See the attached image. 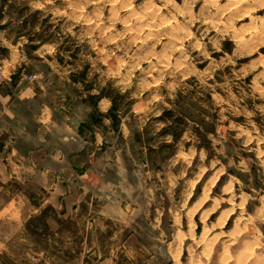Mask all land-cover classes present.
Masks as SVG:
<instances>
[{
  "label": "rangeland",
  "instance_id": "1",
  "mask_svg": "<svg viewBox=\"0 0 264 264\" xmlns=\"http://www.w3.org/2000/svg\"><path fill=\"white\" fill-rule=\"evenodd\" d=\"M0 44L108 102L167 242L173 225L162 264H264V0H0ZM91 230L47 209L8 228L0 264H92L115 228Z\"/></svg>",
  "mask_w": 264,
  "mask_h": 264
},
{
  "label": "crops",
  "instance_id": "2",
  "mask_svg": "<svg viewBox=\"0 0 264 264\" xmlns=\"http://www.w3.org/2000/svg\"><path fill=\"white\" fill-rule=\"evenodd\" d=\"M16 48L0 57V243L10 240L8 228L52 209L82 220L92 237L98 227L115 228L111 250L88 252L92 264H162L166 209L159 190L145 185L147 161L128 170L129 141L123 125L115 132L108 102L76 101L72 76L53 62L48 75L27 71Z\"/></svg>",
  "mask_w": 264,
  "mask_h": 264
},
{
  "label": "bare ground",
  "instance_id": "3",
  "mask_svg": "<svg viewBox=\"0 0 264 264\" xmlns=\"http://www.w3.org/2000/svg\"><path fill=\"white\" fill-rule=\"evenodd\" d=\"M243 1H244V0H243ZM241 3H242V2H241ZM243 4H244V3H243ZM148 36H149V35H148ZM144 40H146V39H144ZM144 40H143V41L140 40V44H141V45L144 44V43L146 42V41H144ZM247 41H248V40H247Z\"/></svg>",
  "mask_w": 264,
  "mask_h": 264
},
{
  "label": "built area",
  "instance_id": "4",
  "mask_svg": "<svg viewBox=\"0 0 264 264\" xmlns=\"http://www.w3.org/2000/svg\"><path fill=\"white\" fill-rule=\"evenodd\" d=\"M32 78H35V76H34V77H32Z\"/></svg>",
  "mask_w": 264,
  "mask_h": 264
}]
</instances>
